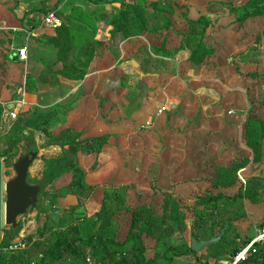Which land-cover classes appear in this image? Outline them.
Returning a JSON list of instances; mask_svg holds the SVG:
<instances>
[{"label": "crops", "instance_id": "0c3cea01", "mask_svg": "<svg viewBox=\"0 0 264 264\" xmlns=\"http://www.w3.org/2000/svg\"><path fill=\"white\" fill-rule=\"evenodd\" d=\"M120 1L129 0H0V181L13 174L11 137L21 130L22 139L29 137L38 147L27 181L45 183L48 192L38 197L34 213L18 218L19 225L27 217L23 230L32 226L41 210L59 219L64 211L85 208L92 190L84 205L79 203L69 191L76 178L72 171L51 179L47 172L51 166L46 163L62 151L56 144L70 130L85 139L79 146H65L84 184L103 189L96 209L84 215L100 209L105 190L126 185L146 195L155 186L168 190L179 204L185 189L190 203L206 192L218 166L238 163L233 180L209 189L229 195L244 180L243 171L257 177L258 195L253 202L243 197V217L230 227L236 245L246 242L264 224V142L256 159L245 143L255 84L260 95L264 92V77H254L264 73V27L255 30L258 17L230 12L245 0H175L187 11L165 14L171 22L170 30L162 28L166 44L153 52L148 39L158 37L159 30H114L111 15L122 9ZM149 1L159 5L165 0ZM45 10L69 19V46L57 47L42 35L53 33L42 25ZM170 34L183 43L167 55ZM22 47L25 59L18 53ZM12 111L16 119L10 118ZM175 130L185 136V148H178ZM89 138L101 140L85 152ZM211 158L213 176L207 169ZM176 161L181 163L175 166ZM154 167L159 171L151 177ZM179 167H185L184 179H179ZM65 176L71 180L60 187ZM104 182L112 183L107 188ZM6 230L1 220V238Z\"/></svg>", "mask_w": 264, "mask_h": 264}, {"label": "rangeland", "instance_id": "374dc122", "mask_svg": "<svg viewBox=\"0 0 264 264\" xmlns=\"http://www.w3.org/2000/svg\"><path fill=\"white\" fill-rule=\"evenodd\" d=\"M263 1L264 0H245L243 5L237 6V8H232L230 12L238 15L258 17L260 21H257L258 19H256L255 24V30H257L260 27H264ZM160 2L161 3H159V5L154 3L155 8H151L152 10H150L148 8L151 7V4L153 3H151L149 0H139L138 2H136V0H129L128 2L123 1V3L126 5L123 9H126L130 16H141V20L143 22L149 20V23L144 24L146 25L145 30L148 32H158L159 30L160 35H158V37L154 35L148 39L149 45H151V50L153 52L160 51L161 48L163 50L162 46L166 44L165 36L167 34L164 32L166 29H163L164 31H162V28L165 24L164 21L166 20L165 14H171L173 11H175V14L178 13V15L185 14L186 10L183 6L178 5L175 0H165L164 3H162V1ZM153 20H155L156 23H153ZM132 22L133 21H131V24ZM45 31L47 30H44V32ZM169 36L170 39L168 45L170 46L168 49H166V51L168 50L167 55L169 52L171 53L172 51H175L183 42V39L174 37L171 34ZM166 51L163 52L165 53ZM248 75L252 74L248 73ZM262 75H264V73L256 74L254 77L263 79L264 76ZM125 81L128 82V79L125 78L124 82ZM256 86L257 85L255 84L253 89V97L256 104L252 103L251 108V118H256L255 120H251L250 129L247 130V133H245V143L252 149L255 159L259 157L258 150H260L261 145L264 142V92H262V95H260L259 89L261 88ZM130 105L131 104H129V106ZM173 136L177 141L178 148H185V136H183L178 130H175ZM11 140L12 143L10 145V149L12 151V155L16 156L20 153L22 148V145L20 144L22 140L21 130H14V135L11 137ZM182 144H184V147ZM34 147L38 148L35 145L33 148ZM179 155H181V152ZM61 157H65L64 153L61 155ZM180 163V161H176L174 165L177 166ZM213 163L214 161L211 158L210 165H208L209 168H207L210 170L212 176L215 174L214 168H216ZM236 165L238 166V163ZM237 166H235V163H232L222 167L218 166L217 168L218 170L219 168L225 170L226 173L232 172L234 174L236 173ZM177 170L180 172L179 179H184L185 167H179ZM158 171L159 167H154L151 169V177H156ZM162 173L166 172L162 171ZM217 173L218 172H216V174ZM241 174L244 177L245 183L239 182L238 188L231 191L229 195H222L215 189H209L210 187H214L213 184L215 183V179L213 178L210 179L211 185L208 184L206 192L202 193L203 195L200 196L196 195L197 197H195V199H193V201L190 203L189 200L185 201V189L182 191L183 196L179 200L180 204L178 202L177 204L175 202V198L172 197L171 192L168 190L163 191L155 185V187H153V192L148 195L142 193L140 190H135V188L133 189V186L130 185H126V187H117L115 190H117L118 196H124L123 203L121 201L114 203L110 202V204L104 208V219L102 220L101 224L97 226V228L95 227L96 230H94V232L96 234L102 235L103 237L109 236L112 239L114 238L116 241L123 240L127 236H132L137 242L140 241L141 244L144 245L145 256L147 260L152 262V264H167V261L165 260L166 254L170 255L171 253L168 250L169 247L182 252L186 247L190 246L189 237L192 232L196 235L204 237H207L206 235L209 233L217 235L220 232L221 227L227 223L229 226L222 237V242L219 245H214L210 247V249L204 248L199 251L198 253H201H197V255L195 253L185 254V252H183L182 255L173 258L172 262L170 263L219 264L218 262L221 258L231 255L234 250L243 243L241 240L240 243L235 246V241H232L231 239V236L235 233V230L230 231V227L233 226V222L238 220L240 217H243V197L246 196V199L249 202H253L251 197L257 196L259 191V184L255 182L257 177L251 175L252 170L248 169L247 171H243ZM4 175L7 176V172H4ZM238 178L239 177H237V180ZM70 180V177L65 176V178L61 180L62 182L59 184V186L62 187V185H67ZM104 183L108 188V185H110L112 182ZM151 183L154 184L153 181H151ZM115 186L117 185H113L114 188ZM90 190L92 191L89 195L85 208L82 206L78 210L70 212V214H68L69 212L64 211L61 222H59V219L56 215H52V217L51 215L45 214V210H41L35 219L36 225L32 228H28L29 233L26 236L32 240L30 245L24 250L18 252L1 251L0 256L1 258L4 256L5 259L3 260V263L38 264V261L41 259L43 253L53 241L58 239L71 240L73 238H82L86 227L94 219V215L86 216L84 214H86L88 211L96 209L95 207L100 199V193L103 191L102 188L98 189L97 187H91ZM107 190L112 191L113 188H108ZM70 191H72V189H70ZM75 196L77 195L75 194ZM82 197L83 198H79L77 196L79 203L84 205L85 198L84 196ZM213 197L218 199L213 201ZM4 200L5 194L3 182L0 181V222L2 220ZM73 201L74 200L72 198V200L70 199L67 201V203H71ZM187 201L188 203H186L187 205L185 206V202ZM231 206L233 207L231 208ZM131 210L136 212L132 227L130 222L132 217L130 213ZM52 218H55V222H58L57 228L51 223V220H53ZM106 219L108 220L107 222ZM26 222L27 217L23 220V225ZM2 236L3 238L0 239V245H7L5 242H8L13 238V235L7 230L3 231ZM76 244L81 250L83 259L87 262V264H95L91 248L85 245L82 239H78ZM131 246V242H128L124 246L123 253L125 256H127V258L133 253ZM112 248L113 247L110 246L111 251L114 250V248ZM112 253L114 259L118 257L117 251H113ZM64 262H66L65 258H63V260L57 264H64ZM45 263L47 264V262ZM75 264L81 263L78 261Z\"/></svg>", "mask_w": 264, "mask_h": 264}, {"label": "trees", "instance_id": "16d2710c", "mask_svg": "<svg viewBox=\"0 0 264 264\" xmlns=\"http://www.w3.org/2000/svg\"><path fill=\"white\" fill-rule=\"evenodd\" d=\"M120 2L122 3V6H123L122 9L125 8L126 5L122 1H120ZM151 5H152V8H155L154 3ZM134 7H136V6H134ZM122 9L118 10L116 13H113L111 15V18H113V19H111L110 22H111V24H113L114 30L117 31V30L122 29V28L123 29L125 28V30L126 29L129 30V29H132V26H133V27H137V29H139L140 31H147V30H145L146 25H144L147 23L146 19H145L146 22H143L141 20V16L140 17L138 15L130 16L129 12L126 11V9H123V10ZM45 12H46V10H45ZM55 14L61 18V25L52 29L53 33H49L47 31H45V33H43L42 35L46 38V40L49 43H51L57 47H61V48L63 46V48H64V47H66L65 45L69 46L68 43H69V36L70 35L68 33L67 26H66L67 25L66 20H69V19L63 17L58 12H55ZM242 16H246V15H242ZM131 21H133L132 24H131ZM170 27H171V22L166 20L165 24H164V28L166 30H170ZM191 60H193V59L191 58ZM62 73H64V72H62ZM251 120H255V118H253V119L251 118L250 122H251ZM249 129H250V126L247 128V130H249ZM100 140H101V138H89V139H87L86 143L83 147V150L85 152L93 151V149L98 147L99 144H97V142H100ZM66 153L69 154L68 152H66ZM58 170H59V173L60 172H67V171H72L74 173L73 175L76 178L74 179L75 181L73 183H71L69 191H70V189H72L73 194H76L79 198H83L82 196H85L87 191L91 189V186H87L84 184L83 172L77 166V161H76L75 156H72L69 154L67 156V158H65L61 161V163L58 166ZM217 171H218V173L215 174L216 175L214 178L215 183L213 185H215V186H216V184L222 185V184L229 183V181L233 180V173L232 172H228L229 173L228 174L225 172V170H223L221 168H219V170H217ZM219 196H220V194H219ZM123 199H124V196H122V195L118 196L117 190H115V189H113L112 191L105 190L103 193V201L100 205V209L93 214L94 219L86 227V230H85L83 237L82 238H73L71 240L58 239L56 241H53L52 243L49 244V247L43 253L41 259L38 261V264H46L45 262H47V264H57L58 262H61L63 260V258L66 259V262H64V264H75L78 261L81 264H87V262L83 259V254L81 253V250L78 248V246L76 244L78 239H82L83 243L91 248L95 264H152V262L147 260V258L145 256L144 245L141 244L140 241L137 242L132 236H127L123 240L116 241L114 238L112 239L109 236L103 237L102 235L96 234L94 232V230H96L97 226H99V224H101L102 220L105 217V215L103 213L104 208H106L110 204V202L114 203V202H120L121 201L123 203ZM217 199L218 198L213 197L212 200L214 201ZM251 199L254 200L253 197H251ZM175 202L177 203V201H175ZM130 213L132 216L131 220H130L131 227H132V225L134 223V216H135L136 212L131 210ZM68 214H70V212ZM95 216H96V218H95ZM62 218L63 217L59 218V222L62 221ZM51 221H52L51 223L57 228L58 222H54L53 220H51ZM107 221L108 220L106 219V222ZM224 225L221 227V229L224 227ZM228 226L229 225H227V228H228ZM227 228H226V230H227ZM226 230H225V232H226ZM224 234H223V236H224ZM213 235H214L213 233H209L206 235L207 237H204V236L196 235L193 232L190 234V236H194L196 238H204V239L209 238L210 236H213ZM222 237L218 242L210 244L209 246H207L205 248L210 249V247H212L214 245H219L222 242ZM25 240L28 242V246H29L32 240H30L29 237L26 238ZM128 242H131V244H132L131 247H132L133 253L131 254L130 257L127 258V256L124 255L123 251H124L125 244H127ZM244 243H242L240 246H238L237 249H235L231 255H228L224 258H221L218 263L223 264L227 259L231 258ZM234 245L237 246L235 243H234ZM110 246L114 248L113 251L118 252V257L115 259L113 257V253H112L113 251L110 250ZM24 249L17 250L16 252L22 251ZM168 250L171 253H170V255L166 254L165 260L167 261L166 262L167 264H170L172 262L173 258L182 255L183 252H185V254L186 253H195L196 255L198 253V252L194 251L190 246L186 247L184 249V251H182V252L178 251L174 248H171V247H169ZM3 260H5L4 256L2 258L0 256V264H4ZM251 263L252 264H264V248H260L258 250V252L254 256L251 257Z\"/></svg>", "mask_w": 264, "mask_h": 264}, {"label": "water", "instance_id": "95a60500", "mask_svg": "<svg viewBox=\"0 0 264 264\" xmlns=\"http://www.w3.org/2000/svg\"><path fill=\"white\" fill-rule=\"evenodd\" d=\"M55 110L56 108H54L53 113ZM79 135L80 134L72 133L70 130L63 132V142L56 144L61 148V153L56 159H51L46 163V165L51 166L48 168L46 166L49 179H51L52 176H57L63 173H59V164L63 159L67 158L69 154L74 156L73 153L65 149V146L70 144L79 146L83 143L85 139L80 141L78 139ZM23 137L25 139H22L20 142L22 145L21 151L18 155L14 156L16 159L11 167L13 174L3 182L5 200L3 204L2 225L4 228L8 227L9 230L7 231L13 235V238L8 242H5V244L15 243L27 238L26 235L29 233L28 228L34 227L36 223L33 222L32 226L23 230V221H21V224L19 225L18 218L25 214L34 213L37 208L38 197L43 194H48V192H44L46 187L45 183L32 184L27 181L29 167L37 157V150H34L33 148L34 145H32V139L26 136ZM48 143L53 144L55 142L51 141ZM63 153L65 157H61ZM227 225L228 224L226 223L217 235L210 236L209 238L204 239L190 236V247L194 251L199 252L210 244L218 242L225 233Z\"/></svg>", "mask_w": 264, "mask_h": 264}, {"label": "built area", "instance_id": "2783aa9c", "mask_svg": "<svg viewBox=\"0 0 264 264\" xmlns=\"http://www.w3.org/2000/svg\"><path fill=\"white\" fill-rule=\"evenodd\" d=\"M42 25L47 28L54 29L61 25V19L55 14L54 10H48L42 18ZM25 51V47L20 48L18 51L19 56L22 59H25ZM9 116L11 119H16L17 113L13 111L9 112ZM240 180L244 182L242 178H240ZM0 239L2 238L0 237ZM25 239L7 245H0V252H14L26 248L28 246V242ZM260 248H264V224L256 228L253 235L231 258L227 259L223 264H252L251 257L254 256Z\"/></svg>", "mask_w": 264, "mask_h": 264}]
</instances>
